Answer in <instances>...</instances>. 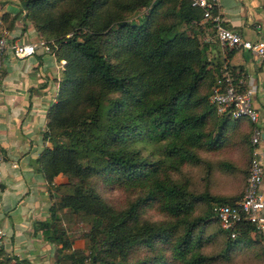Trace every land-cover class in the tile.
<instances>
[{
    "label": "trees",
    "instance_id": "16d2710c",
    "mask_svg": "<svg viewBox=\"0 0 264 264\" xmlns=\"http://www.w3.org/2000/svg\"><path fill=\"white\" fill-rule=\"evenodd\" d=\"M18 1L40 33L58 40V58L65 59L56 101L46 113L43 139L50 144L36 160L52 202L49 216L35 221L34 229L56 244V264H171L168 249L181 264L208 260L198 251L205 218L185 216L205 200L218 222L214 205L241 196L195 193L168 173L203 162L200 150H222L227 170L239 174L245 187L252 123L229 111L219 114L204 89L224 65L235 82L227 62L234 47H225L220 60L206 58V44L177 28L202 20L201 9L188 0H65L56 11L51 8L58 0ZM140 6L149 9L138 22L122 19L123 11ZM203 22L215 35L212 22ZM56 126L65 139L52 135ZM59 174L72 183V190L60 195ZM97 178L136 187V198L116 207L99 192ZM152 204L170 219L145 217ZM66 212L88 217L87 253L73 246L60 223ZM179 221L186 223L182 233L176 231ZM254 231L259 233L246 224L236 238L227 235V250L260 240L264 256V243L251 235ZM140 249L147 250L145 255L132 259ZM0 264L31 262L0 243Z\"/></svg>",
    "mask_w": 264,
    "mask_h": 264
},
{
    "label": "crops",
    "instance_id": "0c3cea01",
    "mask_svg": "<svg viewBox=\"0 0 264 264\" xmlns=\"http://www.w3.org/2000/svg\"><path fill=\"white\" fill-rule=\"evenodd\" d=\"M262 4V0H221L220 10L228 27L246 38L264 39ZM18 20L10 30V41L37 40L34 28ZM17 22L26 25L21 35L16 32L21 29L16 27L20 26ZM208 48V53L223 58L224 48L220 44H209ZM227 62L236 73L239 89L253 91L252 103L262 128L258 151L264 166V59L247 49L234 48ZM60 63L38 48L35 54L22 59L8 52L0 69V147L5 156L0 164V225L4 230L0 243L10 254L26 257L31 264H56V244L44 239L41 230L34 229V222L49 216L52 202L48 182L36 160L49 145L43 133L47 109L56 101L64 64ZM261 189L264 190V175ZM256 230L259 233L254 231L251 235L264 240V230Z\"/></svg>",
    "mask_w": 264,
    "mask_h": 264
},
{
    "label": "rangeland",
    "instance_id": "374dc122",
    "mask_svg": "<svg viewBox=\"0 0 264 264\" xmlns=\"http://www.w3.org/2000/svg\"><path fill=\"white\" fill-rule=\"evenodd\" d=\"M15 1L16 0H0V23L9 30H12L18 18V21H26V25L30 24L29 27L34 28V31L38 35V39L47 40L50 45L53 46V52L50 54L53 55L54 59L61 62V65L62 63H65V59L58 58V49L60 45L58 40H56V38L48 32L40 33L35 28L34 21L30 17H25V12L21 11L19 1ZM262 1V7L264 9V0ZM65 3V0H58L54 7H52L51 9L54 11L59 10V8L64 7ZM11 6L13 8H11ZM148 9V6H140L135 10L123 11L121 13V16L122 19L138 22L141 16L148 12ZM14 16L16 17V20ZM115 17L118 16L116 15ZM17 23L20 26H17L16 24V27H20L21 29L16 32L21 35L24 33L23 31L26 25L23 26V24L25 23L21 22ZM177 28L188 34L197 35L198 40L203 45L206 44V58H216V60L222 59V57H219L218 55H211L210 53H208V50H210L208 48V45L211 44L214 45V47H218L219 41L214 35V31H212L203 22V20H201L200 22H195L193 25H191L190 23L182 22L177 26ZM61 60H63V62ZM63 66L64 64L62 65V68ZM60 72H62V70ZM214 82L215 81H213V84H210L209 86L204 85V89L209 93V100L211 88L214 85ZM55 97L57 98V92ZM104 104L107 108L108 103L105 102ZM217 112L219 114L222 113L218 110ZM51 131L52 135L55 134L58 139H65V137H61L59 134V132L61 131V128L59 126L54 127V129H52ZM47 141L50 144V140ZM222 152V150H218L217 152H207L200 150L199 153L205 156L203 158V162L187 163L179 170H171L168 173V176L171 178H175V181H178L180 183L184 182L185 184H187V187L195 193L206 192L210 195H224L228 197L231 196L239 198L240 196H242L241 194L244 187L243 179L239 174H235L234 172H229L227 170L228 167L224 164L227 161V158L224 157L225 153ZM59 175L60 177L58 181L59 183H61V186L57 189L59 191L58 195L72 190V183L69 180L68 176L66 174ZM95 183L99 192H101L106 200H108L116 207L126 206L129 202L135 199L137 195L136 187L126 186L117 181H104L101 178H97L95 180ZM210 204L212 203L205 200L195 202L193 208L185 216L186 220H192L195 217L205 218L204 222L202 223L203 225L199 227V229H202V232L200 234L202 236V241L200 242L198 251L203 255L209 257V259L201 264H264V256L261 257V252L259 253L260 240L259 242L253 243L251 245H238L234 249L227 250V233L221 228L216 219L213 218V215L209 214ZM144 216L149 220L161 221L170 219V216L160 211L156 204L147 206L144 211ZM60 223L64 228L67 229L70 238L73 240V246L75 248L83 249L87 253L89 250L88 246L90 244V240L86 235L90 227V221L88 217L82 214L80 215L66 212L62 214ZM185 225L186 223L184 221H179L178 225L176 226V231L182 233L184 231ZM256 238L258 239L259 237ZM260 239L264 243V240L262 238ZM262 249H264V245L262 246ZM146 252L147 250L144 251L143 249H140L131 258L135 259L136 256L145 255ZM57 254L58 249L55 248V260L57 258ZM165 257L171 262V264H181L177 260L171 258L169 249L165 251Z\"/></svg>",
    "mask_w": 264,
    "mask_h": 264
},
{
    "label": "built area",
    "instance_id": "2783aa9c",
    "mask_svg": "<svg viewBox=\"0 0 264 264\" xmlns=\"http://www.w3.org/2000/svg\"><path fill=\"white\" fill-rule=\"evenodd\" d=\"M188 1L191 6L201 9L203 21L212 22L215 36L223 48L247 49L255 57L264 59V39L257 38L252 40L228 27L220 10L221 0ZM9 37L10 30L0 23V69L8 52L19 59L35 54L38 48L47 53L53 52V46L47 40L37 39L35 41L19 40L11 42ZM252 93L251 89H239L238 84L233 80L230 70L225 65L214 82L210 93V101L215 104L219 112L229 111L232 117L244 116L252 123L250 133L251 157L243 194L241 198L232 203H220L213 207L221 228L231 238L239 236L246 224H254L256 229L264 230V190L261 189L264 166L258 151V144L262 138V128L258 111L252 103ZM4 159L5 156L0 147V164ZM13 165L15 164L13 163ZM3 234L4 230L0 225V237Z\"/></svg>",
    "mask_w": 264,
    "mask_h": 264
}]
</instances>
